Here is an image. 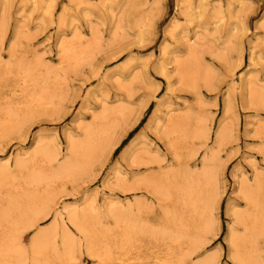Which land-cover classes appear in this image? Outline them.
Here are the masks:
<instances>
[{
    "label": "rangeland",
    "instance_id": "1",
    "mask_svg": "<svg viewBox=\"0 0 264 264\" xmlns=\"http://www.w3.org/2000/svg\"><path fill=\"white\" fill-rule=\"evenodd\" d=\"M189 3L192 18L186 16ZM1 31L4 34L1 35ZM77 33L81 34L80 39L74 37ZM0 35V67L13 65L18 58L28 62L40 58L44 66L55 71L56 80L65 84V99L56 114L52 115L47 108L33 114L23 127L8 136L0 134V165H11L18 158L29 156L40 137L50 140L56 136L65 149L67 137L80 139L83 128L95 122L105 108L126 106L135 111L142 101H149L139 121L128 130L107 163L97 165L94 177L55 186L58 198L49 209V216L38 222L41 231L55 225L60 231V218L66 220V211L85 208L93 201L98 211L105 212L110 206L126 208L144 200L151 206L142 216L144 224L160 223L162 203L157 202L151 192L142 189L127 193L119 188L120 180L130 181L149 174L139 162L123 157L124 146L134 138L131 145L138 152L156 149L168 160L162 167L178 168L180 163L171 161L165 147L167 141L161 134V126L167 118L179 111H198L202 102L215 131L228 117L223 111L225 97L233 98L237 129L233 141L219 153L225 165L219 184L222 195L216 215L219 226L214 236L208 237L206 247L207 254L220 255L219 264H234L228 255L227 230L235 221L228 207L243 210L239 194L242 174L251 177L253 167L264 168L260 142L254 137L264 123V111L240 105V97L247 94L245 84L249 79L257 78L256 84L264 86V0H0ZM15 41L19 42V48L12 56L10 48ZM62 41L72 44L73 48L89 45L97 54L90 64L74 69L72 64L63 62L59 47ZM93 43L96 47L90 45ZM192 44L195 46L190 49L188 45ZM239 48L240 62L237 61ZM177 58L197 78L205 68H212L214 92L199 88L198 96V91L180 85L175 71ZM160 65L164 66L167 77L155 73ZM12 82L10 78L0 79V107L13 100ZM55 85L58 88V84ZM17 100L21 102L20 97ZM155 109L158 126V120L148 124ZM211 145L212 137L206 143L193 142L182 153H195L194 158L182 162L198 165ZM4 195L5 190L0 191V198ZM172 202L173 199L167 201ZM103 223L112 230L111 219L106 218ZM34 233L30 229L21 236L23 250L29 249ZM70 234L82 243L81 260L77 263L118 264L114 248L112 261L100 262L84 248L82 236L72 227ZM146 241L140 239L129 252L134 261L139 258L138 264H154L164 250ZM261 246L264 248V242Z\"/></svg>",
    "mask_w": 264,
    "mask_h": 264
},
{
    "label": "bare ground",
    "instance_id": "2",
    "mask_svg": "<svg viewBox=\"0 0 264 264\" xmlns=\"http://www.w3.org/2000/svg\"><path fill=\"white\" fill-rule=\"evenodd\" d=\"M187 11V18H192L191 3ZM80 36V33L74 34L76 39ZM90 45L96 47V43ZM72 46L66 41L59 45L63 62L72 64L74 69L90 64L97 54L89 45L84 48ZM194 46L188 45L190 49ZM18 48L19 42L15 41L10 48L12 56ZM241 58L239 48L237 61L240 62ZM175 65L180 85L198 91V96L199 88L214 92L211 85L215 71L212 68H205L197 78L196 74L186 70L180 58L175 60ZM54 72L44 66L40 58L34 62L18 58L13 65L0 67V79H12L14 89L13 100L0 107V134L8 136L23 127L33 114L42 113L47 108L52 115L58 112L60 102L65 99V84L56 80ZM155 73L167 77L163 65ZM230 74L233 76V69ZM256 83L257 78H254L245 84L247 94L240 97V105L245 109L251 107L264 111V86L259 87ZM19 97L21 102L17 100ZM148 103L142 101L135 111L126 106L105 108L95 122L83 128L80 139L67 137L65 149L56 136L50 140L40 137L29 156L18 158L11 165H0V191L6 193L0 198V264H79L82 243L73 239L70 227L82 236L84 248L100 262L111 260L114 248L120 264H138L139 258L134 261L129 252L140 239H146L153 246L164 248L154 264H219L220 255L207 254L206 245L219 224L216 218L222 199L219 184L225 170L219 153L233 141L237 129L235 101L229 96L223 101L227 120L215 131L202 102L198 111H179L161 126L162 138L167 141L165 147L170 152L171 161L180 163L178 168L162 167V163L168 160L156 149L138 152L131 145L134 138L124 146L123 157L139 162L149 174L130 181L120 180L119 188L127 193L142 189L151 192L155 200L162 203L159 206L162 211L160 223L144 224L142 216L151 208L144 200L126 208L110 206L105 212L98 211L93 201L85 208L66 211V220L60 218V231L56 225L46 231L38 229V222L49 216V209L58 198L55 186L77 182L82 177H94L97 165L107 163L128 130L139 121ZM156 113L157 109L152 112L148 124L157 123ZM159 123L158 120L157 126ZM210 137L212 145L204 151L198 165L182 162L195 156V153H182L187 146L197 140L206 143ZM254 137L260 142L259 153L264 157V123L255 131ZM255 167L251 177L242 174L239 182L243 210L228 207L230 217L235 221L227 230L228 255L234 264H264V248L261 246L264 242V168ZM168 199L173 202L168 204ZM106 218L112 220V230L104 227ZM30 229L35 233L29 249L23 250L21 236Z\"/></svg>",
    "mask_w": 264,
    "mask_h": 264
}]
</instances>
